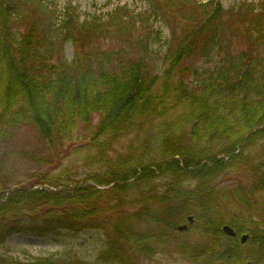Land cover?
<instances>
[{"label":"trees","instance_id":"trees-1","mask_svg":"<svg viewBox=\"0 0 264 264\" xmlns=\"http://www.w3.org/2000/svg\"><path fill=\"white\" fill-rule=\"evenodd\" d=\"M49 5L0 0V146L8 148L31 127L48 143L86 132L98 115L96 133L86 139L99 151L94 160L102 163V172L63 179L66 184L50 177L36 181L52 191L4 190L0 249L14 234L43 238L105 229L98 256L104 264H139L176 241L171 247L190 264H264V63L258 73L248 53L228 59L198 92L184 83L179 67L195 53L208 58L231 49L228 30L218 27L221 6L214 5L197 25L184 16L192 26H182V46L168 67L162 59L158 69L149 55L150 35L134 38L140 15L118 7L109 15L112 24L108 17L81 21L69 8L60 13ZM258 6L239 7L251 15L238 18L242 29L234 37L264 42V12H257ZM31 8L43 21L29 23V34L13 32L14 22L31 19ZM111 28L131 47L114 52L94 45ZM63 43L74 45L73 59L52 63ZM199 123L206 130L194 133ZM189 126L192 134L186 132ZM125 137L131 141L124 152L108 157L110 146ZM257 143L261 150L254 156L249 150ZM245 174L247 185L238 182L230 193L223 187ZM188 217L194 224L178 233ZM224 225L235 230V238L222 233ZM242 234L249 235L245 244ZM0 264L84 263L52 258L21 263L0 253Z\"/></svg>","mask_w":264,"mask_h":264},{"label":"rangeland","instance_id":"rangeland-1","mask_svg":"<svg viewBox=\"0 0 264 264\" xmlns=\"http://www.w3.org/2000/svg\"><path fill=\"white\" fill-rule=\"evenodd\" d=\"M170 1L171 3L167 7L166 0H45V4H50L51 6H49L53 11L60 13L69 8L70 11H74L76 16H80L81 21L98 19L100 22H104L108 17L111 23V16L109 15L118 7L127 8L130 13L140 15L138 18L140 25H137V28L134 29L136 30L134 38L140 35L146 38L150 35L151 39L149 37L147 39V44L148 42L150 43L149 55L151 63L158 69H161L160 63L162 59L165 60L164 65L167 67L170 65L169 59L182 46L184 29L187 26H192L188 22L189 19L186 20L184 16L193 17L197 25L198 22L203 21L211 13L214 5L217 4L222 8V24L218 25V27H225L228 30L226 36L228 37L227 40L231 41V49H227L226 53H213L208 58L201 56L199 53H195L191 57H185L179 66L185 79L184 83H187L192 90L198 92L201 89L203 80L210 72L217 69V65H226V60L233 61L244 54V52L249 54L247 58L253 62L258 73L261 72L264 63V42L254 44V42L245 37L234 36L238 35L242 29L239 27V19L243 20L246 19V16L251 15L246 10L240 12L239 7L253 3L254 5H259L257 12H264V6L263 9H260L262 6L260 4L263 0ZM203 5L205 8L202 7ZM28 16L31 19L26 21L27 24L22 21H19L20 23L14 22L11 26L12 31L29 34L32 29L29 23L34 20L43 21V18L36 12L35 8L30 9ZM58 24L59 22H57ZM68 26L67 30L72 31L70 23ZM182 26H185L183 30H181ZM102 33V36H98L97 40H94V45H98L101 51L115 52L120 49L127 50L128 47H131L127 42H123L120 34H116L113 29ZM181 37L182 41L179 39ZM73 51L74 45L72 43H63L60 53L55 55L51 62L55 64H59L61 61L70 62L73 59ZM99 122V116L95 115L92 127L88 128V130L86 129V132L79 129L73 132V135L63 136L60 140L55 139L49 143L41 138L35 128H26L21 131V135L15 136V140L8 145V148H4L1 145L0 198L4 196V190L9 189V192H12L16 188L17 190L28 191L31 186H36V181L48 179L49 177L66 184L65 180L69 177L83 180L95 172H102V163H97V160H94L95 158L97 159V156L100 157L99 151L89 148L92 144L89 139H86V134L96 133V126ZM193 129L189 126L186 132L192 134ZM97 130V134H99V128ZM197 130L202 133L205 132L206 128L203 131V126L200 124L194 130V133ZM130 141L131 137H125L119 142L113 143L107 150V156L115 158L123 153ZM259 149L261 150L260 143H257L255 149L249 151L254 156L256 154L258 156ZM247 152L246 149L244 154ZM245 176L246 174L244 176H233L224 183L223 187L228 188L230 193L231 187H235L238 182L247 185L249 179ZM91 183L90 181L87 182V184ZM156 183L157 186L162 185L160 181H156ZM37 187L40 190L52 191L46 186H36L35 189ZM93 198L97 199V197ZM39 206L42 207V204ZM104 231L105 229H92L78 235L64 233L59 237L43 238L28 234H14L5 242L0 249V253L21 263L52 258L59 261L78 259L84 264H104L98 260L100 252L105 247L106 236ZM188 236V239L191 240L193 234L189 233ZM177 243L179 242L176 241L175 244ZM175 244H171V246ZM171 246L165 252L153 254L148 259L140 258L139 264H190L181 255H178Z\"/></svg>","mask_w":264,"mask_h":264},{"label":"water","instance_id":"water-1","mask_svg":"<svg viewBox=\"0 0 264 264\" xmlns=\"http://www.w3.org/2000/svg\"><path fill=\"white\" fill-rule=\"evenodd\" d=\"M187 222H189L190 224L193 223V219L192 218H188L187 219ZM178 231L180 232H183V231H186L187 230V226H180L177 228ZM222 231L229 237H234L235 236V233L233 232V230L228 227V226H224L222 228ZM247 236H243L242 239H241V242L244 243L246 240H247Z\"/></svg>","mask_w":264,"mask_h":264}]
</instances>
